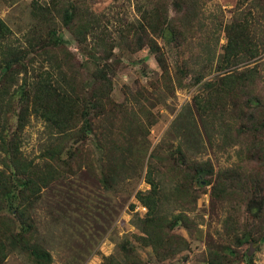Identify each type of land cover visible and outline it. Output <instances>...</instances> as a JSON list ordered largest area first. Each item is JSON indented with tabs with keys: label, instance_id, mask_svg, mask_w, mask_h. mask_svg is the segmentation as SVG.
<instances>
[{
	"label": "trees",
	"instance_id": "obj_1",
	"mask_svg": "<svg viewBox=\"0 0 264 264\" xmlns=\"http://www.w3.org/2000/svg\"><path fill=\"white\" fill-rule=\"evenodd\" d=\"M245 1L239 0L237 8ZM254 1L264 11V0ZM174 5L177 13H182L181 17L171 16L170 4L164 0L139 4L141 31L130 28L127 32L131 31L132 36H121L125 40L121 44L107 46L106 41L96 36L103 55H94L97 67L91 83H83L79 81L82 66L77 67L70 58H61L58 54L66 49L67 41L58 35L55 14L80 43L88 40V32L101 27L102 20L87 0H51L49 4L32 0L31 16L37 20L30 29L33 36L22 47L1 48L0 68L6 66L8 70L0 76V264H5L13 253L23 255L25 264H54V255L37 218L38 210L50 216L52 228L63 223L65 227L73 226L75 231L76 225L85 227L82 220L95 208L93 199L97 187L94 185L105 191H123L129 177V180L131 177L144 179L150 186L135 192L137 200L148 211L133 212L137 215L136 241L125 240L118 255L107 256L102 264H152L140 248H151L159 263L187 250L189 240L175 230L178 226L196 227L192 213L198 206V196L194 187L202 186V176L206 184L213 182L211 193L216 199L231 203L224 230L233 237L234 243L238 247L246 246L249 251L250 245L264 241L263 230L260 228L259 233L255 227L257 221H264V85H261L257 63L239 69L241 63L254 62L261 54L252 26L254 18L238 13L225 25L227 42L216 63L220 73L213 81L205 82L207 95L199 94L194 99L198 114L220 130L226 145L240 143L241 160L235 168L215 173L211 160L198 161L182 146L168 147L173 149L168 152L156 147L146 163L149 140L115 131L113 124L104 128L103 124L96 123L114 110L107 106L111 103L116 74L115 69H110L116 45L132 50L149 46L159 66L167 72L168 65L156 36H149V30L165 32L170 36L159 37L171 38L177 43L186 41L189 34L192 36L199 3L177 0ZM0 32V38L4 39L12 33L3 20H0ZM39 56L55 63L58 77L44 69L35 77L29 76L30 66L26 61ZM189 73L190 66L185 65L178 80L181 87L187 86L183 79ZM164 76L169 77L165 73ZM202 78L200 74L195 80L200 82ZM90 85V90H86ZM91 90L93 95L89 99L86 93ZM33 115L42 119L50 132L49 141L37 158L26 156L22 149L23 133ZM133 128L138 132L136 126ZM144 132L148 135V130ZM253 162L258 163L257 169L249 166ZM90 179L94 180L93 184ZM135 206L133 203L132 210ZM241 213L245 214V220ZM263 225L261 222L260 227ZM85 235L90 241L94 233L90 237ZM80 243L69 264L85 263L87 255L82 258L81 251L87 242ZM93 247L90 254L94 252ZM233 253L236 251L230 247L212 249L209 264H223ZM254 254L249 255L251 263Z\"/></svg>",
	"mask_w": 264,
	"mask_h": 264
},
{
	"label": "rangeland",
	"instance_id": "obj_2",
	"mask_svg": "<svg viewBox=\"0 0 264 264\" xmlns=\"http://www.w3.org/2000/svg\"><path fill=\"white\" fill-rule=\"evenodd\" d=\"M40 1L48 4L51 2V0ZM145 1L147 0H87L91 10L102 20V23L100 28L88 32V40L84 43H80L72 30L64 26L59 16L55 14L58 21V35H62L67 41L66 49L63 52L58 51V54L61 58L63 56L70 58L77 67L82 66L80 82L91 83L90 79L97 67L94 55H103L96 36H100L109 46L110 43L125 42L121 36L131 34V31L127 32L130 28L141 31L139 17L142 13L138 10V5ZM164 1L170 4L171 16L181 17L182 13H177L174 5L177 0ZM195 1L199 3L198 17L195 20L192 36L187 35L186 41L177 43L171 38L159 37L170 36L165 32L159 34L148 31L149 36H156L160 52L163 53L168 65L167 72L159 66L156 55L149 46L140 50H132L125 45L115 46L116 56L111 59L113 62L110 69L111 71L115 69L116 74L113 77L111 103L107 106L108 109L113 107L114 110L106 119L102 117L97 119L96 123L103 124L104 128L113 124L115 131L136 135L135 138L138 140H149L146 163L156 147L168 152L182 146L188 148L193 153V158L198 161L211 160L217 173L221 169L235 168L240 163L238 151L241 145L239 142L226 145L224 136L219 133L220 130L198 114L194 99L199 94L207 95L205 82L213 81L219 75L220 71L217 70L216 63L219 61L223 45L227 42L225 25L238 13H242L243 17L254 18L252 26L262 48L258 60L251 63L245 61L240 64L239 69L257 63L262 78L261 85H264V11L259 9L254 0H246L240 8H237L239 0ZM31 3L32 0H0V20L12 30L5 39L0 38V62L1 48L17 45L22 47L27 44V38L33 36L30 29L37 20L31 16ZM197 9L193 11L196 12ZM26 63L30 66L29 76L35 77L40 69H44L52 72L54 77H58V71L54 69L55 63L49 58L39 56ZM185 65L190 66V73L183 79L184 85L187 86L181 87L178 80ZM4 68L6 70L3 72ZM7 70L6 66L1 67L0 76ZM164 73L169 77L164 76ZM200 74H203V78L198 82L195 79ZM171 86H174L173 89ZM90 88L91 85L86 90ZM92 92L91 90L90 93H86L89 99L92 98ZM124 111L126 114L122 115ZM135 126L138 132L133 128ZM144 130H148V135ZM49 135L46 123L33 115L23 133L22 149L26 156L37 158L42 147L48 143ZM256 163L253 162L249 166L257 169L258 163ZM143 167L144 175L145 164ZM129 178L125 182L123 191H105L94 185L97 187L93 199L95 208L82 220L85 227L81 228L79 224V228L76 225L75 231L73 226L65 227L63 223L52 228L53 222L50 216L44 210H38L37 218L41 231L47 239L46 244L54 255V264H69L79 242L81 245L87 242L81 251L82 258L87 255L84 264H102L107 256L118 255L125 240L136 241L134 234L138 232L137 215L132 210L133 202L138 201L135 192L147 190L150 186L139 177H131L130 180ZM201 180H203L202 186L196 184L194 187L198 196V206L192 213L197 223L196 227L187 229L178 226L175 230L189 240V248L164 263L156 260L151 248H140L142 254L150 259L152 264H209L212 249L221 250L230 247L236 253L230 254L223 264H264V241L259 245H250L249 251L246 246L238 247L233 237L224 230L231 203L216 199L211 193L213 182L206 184L203 176ZM89 182L93 184L94 180L90 179ZM241 216L244 219L245 214L241 213ZM74 220H77V217H74ZM251 220L253 222L252 217ZM261 222L264 221L255 223L259 233L260 228L264 232V225L260 227ZM103 227L105 229H102ZM92 232L94 235L89 241L84 233L90 237ZM98 241L99 245L96 246L95 242ZM91 247L94 248V252L90 254ZM252 253H255L253 263L250 262L249 257ZM25 263H27L26 258L18 253L10 255L5 262V264Z\"/></svg>",
	"mask_w": 264,
	"mask_h": 264
},
{
	"label": "built area",
	"instance_id": "obj_3",
	"mask_svg": "<svg viewBox=\"0 0 264 264\" xmlns=\"http://www.w3.org/2000/svg\"><path fill=\"white\" fill-rule=\"evenodd\" d=\"M133 203L136 205L133 212L146 213L148 211V208L145 205L141 204L139 201H134Z\"/></svg>",
	"mask_w": 264,
	"mask_h": 264
},
{
	"label": "water",
	"instance_id": "obj_4",
	"mask_svg": "<svg viewBox=\"0 0 264 264\" xmlns=\"http://www.w3.org/2000/svg\"><path fill=\"white\" fill-rule=\"evenodd\" d=\"M6 70V68H4L2 71L4 72Z\"/></svg>",
	"mask_w": 264,
	"mask_h": 264
}]
</instances>
